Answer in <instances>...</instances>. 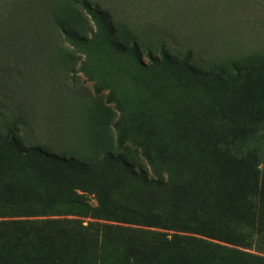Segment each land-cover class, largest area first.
Wrapping results in <instances>:
<instances>
[{"label":"trees","instance_id":"16d2710c","mask_svg":"<svg viewBox=\"0 0 264 264\" xmlns=\"http://www.w3.org/2000/svg\"><path fill=\"white\" fill-rule=\"evenodd\" d=\"M78 3L98 38L107 15L89 0ZM0 6V46L21 57L32 43L33 68L45 75L40 91L37 75L22 85L7 61L0 65V149L14 154L13 164L0 158V264H264V169L256 137L262 117L250 87L257 81L245 83L241 71L228 74L237 61L191 51L181 57L168 33L150 25L134 33L128 51H108L120 73L121 128L141 134L119 145H138L144 168L124 153L98 154L91 97L68 80L83 74L97 96L95 55L82 50L80 63L57 57L61 38L79 50L86 37L65 29L57 0ZM127 28L121 23V32ZM231 84L243 90L238 113L222 107L211 122L205 103H218L215 96ZM175 111H184V119ZM81 192L97 197L96 204ZM117 197L133 203L122 207Z\"/></svg>","mask_w":264,"mask_h":264},{"label":"rangeland","instance_id":"374dc122","mask_svg":"<svg viewBox=\"0 0 264 264\" xmlns=\"http://www.w3.org/2000/svg\"><path fill=\"white\" fill-rule=\"evenodd\" d=\"M78 1L57 0L58 12L65 29L76 37L85 35V43L81 44L78 50L61 38L57 57L80 63L84 59L82 50L86 49L95 55L91 67L96 68V76L100 78L97 96L93 95L94 82L89 81L83 74L68 76V80L75 88L85 89L91 97L92 103L89 109L93 142L98 154L106 151L115 154L124 153L130 162L146 167L138 145L137 147L128 145L124 150H121L119 145L123 137L136 141L141 134L139 128L128 130L127 125H124L125 130L121 128V88L116 85L120 73L114 62L107 58V54L108 51L110 53L128 51L135 39L134 33L154 26L156 29H161L164 34L168 33V37L172 39L167 38V42L180 54L179 56L182 57L187 51H191L192 57L199 55L208 58L215 54L223 58L230 57L237 63H234L233 67H228L229 75L241 71L246 78L245 83L248 80L257 81V84H251L250 87L254 85V100L260 102L257 108L262 119L257 126L256 137L261 146L262 169H264V79L261 76L264 75V60L261 62L255 60L256 57H264V0H89L90 6L98 5L107 15L106 19H102L103 28L98 38L95 37L96 26ZM2 2L5 0H0V5ZM121 23L127 25V30L121 32ZM105 43L111 44L113 51L107 47L105 49ZM22 49L26 50V53L21 57H14L0 46V65L7 61L11 69L24 78L23 80L18 77V80L23 82L22 85L26 84L25 82L30 83L31 78L37 75L38 83H36L40 91L44 90L42 82L45 75L39 74L33 68L32 63L36 62L37 56L32 54V43L26 42ZM139 57L147 63L143 53H140ZM28 90L27 88L26 91ZM190 91H196V85L192 84ZM238 95L242 98L243 90L239 91L231 84L226 91L215 96L218 103L209 98L210 102L205 103V106L211 107L214 113L211 122H216V118L223 114L220 110L222 107L230 113L237 114L240 102H235V99ZM175 112L178 121L184 119V111ZM0 158L9 164L14 163V154L10 147L0 149ZM121 178V171H118L120 182ZM80 194L90 205L96 204L97 197L93 194L84 192ZM114 201L122 207L133 203L121 197L115 198ZM84 220L89 221V219Z\"/></svg>","mask_w":264,"mask_h":264}]
</instances>
